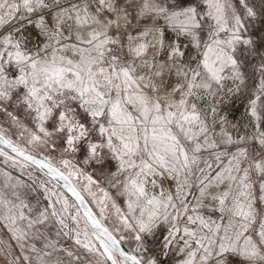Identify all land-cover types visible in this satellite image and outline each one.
<instances>
[{
	"label": "snow or ice",
	"instance_id": "obj_1",
	"mask_svg": "<svg viewBox=\"0 0 264 264\" xmlns=\"http://www.w3.org/2000/svg\"><path fill=\"white\" fill-rule=\"evenodd\" d=\"M0 264H264V0H0Z\"/></svg>",
	"mask_w": 264,
	"mask_h": 264
}]
</instances>
